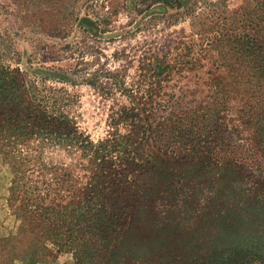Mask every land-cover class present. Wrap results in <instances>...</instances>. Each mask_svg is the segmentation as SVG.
<instances>
[{
    "label": "trees",
    "instance_id": "16d2710c",
    "mask_svg": "<svg viewBox=\"0 0 264 264\" xmlns=\"http://www.w3.org/2000/svg\"><path fill=\"white\" fill-rule=\"evenodd\" d=\"M24 1L25 18L39 4ZM199 2L212 5L192 0L182 11ZM58 8L59 25L72 12ZM210 16L225 18L220 10ZM239 20L244 31L220 27L196 43L214 52L212 62L230 79L211 75L201 106L157 94L160 78L185 54L152 59L150 68L146 61L128 87L117 70L96 73L111 88L87 80L104 96L132 98L111 102L105 134L95 140L63 110L65 88H46L41 75L30 78L0 59V158L10 175L7 196L17 202L11 215L20 221L0 248V264L31 251L63 254L71 264H264V0ZM51 149L74 155L73 174L41 161ZM53 169L60 173L40 180L38 171Z\"/></svg>",
    "mask_w": 264,
    "mask_h": 264
},
{
    "label": "rangeland",
    "instance_id": "374dc122",
    "mask_svg": "<svg viewBox=\"0 0 264 264\" xmlns=\"http://www.w3.org/2000/svg\"><path fill=\"white\" fill-rule=\"evenodd\" d=\"M179 1L182 6L177 9L152 0H35L39 4L37 12L29 8L24 18V6L18 5L19 0H0V59L4 64L17 65L30 78L41 75L46 88H65L69 103L63 110L78 129L93 140L105 134L111 102L132 100L123 92L104 96L97 84H87V80L96 76L102 85L111 88L110 80L96 74L103 70H117L124 86L128 87L138 72L143 73L141 66H145L146 61L149 63L147 68H150L155 58L171 59L178 53L185 54L181 57V64H174L172 71L160 78L157 94L161 98L177 96L186 107L201 106L207 101L211 75L223 82L230 79L222 66L212 62L214 52H201L196 43L203 37L213 36L220 27L244 31L239 19L242 14L251 12L256 0H204L212 5L196 3L192 13L191 8L182 11L192 0ZM59 4L66 9L62 14L70 10L72 14L58 25ZM211 10L223 11L225 18L216 22L210 16ZM25 22L32 27L25 26ZM194 32L201 34L194 35ZM190 37L194 39L191 44ZM188 56L193 59L186 63ZM150 73L152 71L146 74ZM153 79V76L146 77L144 82ZM229 98H232L231 93ZM228 104L235 106L236 98L229 100ZM227 113L226 117L232 116L230 111ZM73 157L51 149L44 150L41 161L73 174ZM58 173V169L37 172L40 180L47 181ZM9 178L8 168L0 158V248L8 246L7 235L14 233L20 224L11 215L12 206L17 202L13 203L7 196ZM20 260L17 264H71L66 255L39 258L35 251L21 256Z\"/></svg>",
    "mask_w": 264,
    "mask_h": 264
}]
</instances>
